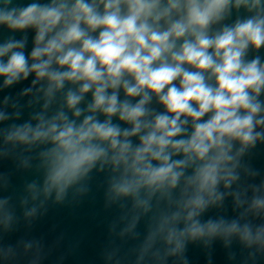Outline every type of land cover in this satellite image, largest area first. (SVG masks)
<instances>
[{"label": "clouds", "instance_id": "clouds-1", "mask_svg": "<svg viewBox=\"0 0 264 264\" xmlns=\"http://www.w3.org/2000/svg\"><path fill=\"white\" fill-rule=\"evenodd\" d=\"M0 27L12 33L0 43V91L32 78L0 99V157L23 169L35 159L42 174L25 185L26 218L107 172L106 207L122 209L110 231L139 239L148 218L134 264H188L190 242L217 239L237 241L242 264L264 258V222H253L264 220V180L242 184L260 175L243 158L264 144V0H0ZM228 197L238 215L202 219ZM15 220L0 197V231ZM21 244L40 264L39 243ZM118 251L106 264H121ZM19 255L0 245V264Z\"/></svg>", "mask_w": 264, "mask_h": 264}, {"label": "water", "instance_id": "water-1", "mask_svg": "<svg viewBox=\"0 0 264 264\" xmlns=\"http://www.w3.org/2000/svg\"><path fill=\"white\" fill-rule=\"evenodd\" d=\"M30 2L32 0H14V3L18 5H26ZM10 35L12 33L0 27V43ZM15 35L19 39L22 34L16 33ZM27 35L26 51L30 52L34 33L29 31ZM260 54L264 57V49ZM251 55L254 54H250V58ZM31 79L30 77L28 81L0 91V99L5 95L17 96L23 88L30 84ZM26 99H22L21 104H24ZM32 111V108H23L21 119L15 122L22 123L27 120ZM114 122H118L116 118ZM31 155L35 156V153ZM243 159L260 175L255 178H243L242 184H259L264 180V144L258 143ZM37 163L38 161L34 159L33 168L23 169L19 167V161L14 155L6 158L0 157V175L8 180L6 188L0 186V197H11L16 217L11 231L6 233L0 231V245L17 247L20 255L13 264H28V261L36 254L35 249L24 254L21 242L39 243L40 264H106L105 253L114 248L119 250L121 264H134L133 250L146 234L148 218L142 219L137 227L140 233L139 239L120 238L117 233L119 226L122 225L117 227L116 233L110 231L113 223L119 224L122 209L118 205L106 207L107 172L94 171L92 173L89 181L90 191L86 195L74 199L70 193L64 203L57 204L49 201L44 208L38 209L34 217L24 216L26 208L32 207L31 203L26 207L20 203L21 197L25 194V185L32 180L42 178L41 172L35 167ZM236 215H238V210H234L232 198L228 197L224 201L223 208L209 209L202 219L207 220L219 216L231 219ZM253 222L259 224L264 220L255 218ZM230 253L235 254V259H229ZM185 255L188 264H242L247 257V252L237 241H234L230 248H225L223 242L217 239L210 248H205L199 242H190ZM168 264H177V262L174 258H170ZM257 264H264V258L258 259Z\"/></svg>", "mask_w": 264, "mask_h": 264}]
</instances>
